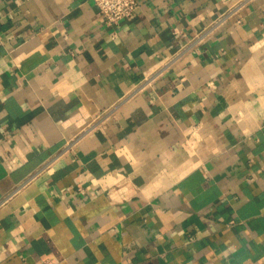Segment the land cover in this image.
Listing matches in <instances>:
<instances>
[{
	"label": "crops",
	"instance_id": "crops-1",
	"mask_svg": "<svg viewBox=\"0 0 264 264\" xmlns=\"http://www.w3.org/2000/svg\"><path fill=\"white\" fill-rule=\"evenodd\" d=\"M138 2L0 0V264H264V0Z\"/></svg>",
	"mask_w": 264,
	"mask_h": 264
},
{
	"label": "built area",
	"instance_id": "built-area-1",
	"mask_svg": "<svg viewBox=\"0 0 264 264\" xmlns=\"http://www.w3.org/2000/svg\"><path fill=\"white\" fill-rule=\"evenodd\" d=\"M100 15L108 25H119L123 20L132 18L139 7L138 0H94ZM209 32L205 33L208 34ZM205 34L200 38L205 37ZM234 221H231L230 224ZM43 264H56L46 259Z\"/></svg>",
	"mask_w": 264,
	"mask_h": 264
}]
</instances>
